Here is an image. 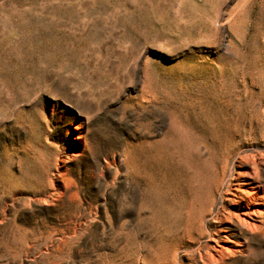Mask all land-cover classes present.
Wrapping results in <instances>:
<instances>
[{"label":"rangeland","instance_id":"1","mask_svg":"<svg viewBox=\"0 0 264 264\" xmlns=\"http://www.w3.org/2000/svg\"><path fill=\"white\" fill-rule=\"evenodd\" d=\"M244 140L264 0H0V264H264L200 222Z\"/></svg>","mask_w":264,"mask_h":264},{"label":"bare ground","instance_id":"2","mask_svg":"<svg viewBox=\"0 0 264 264\" xmlns=\"http://www.w3.org/2000/svg\"><path fill=\"white\" fill-rule=\"evenodd\" d=\"M235 156L238 161L235 164V158L232 159L233 172L228 173L227 167H224L215 186L214 195L217 194L220 199H212L205 212H202L200 221L203 224L205 217L215 211L219 200L221 213L217 212V222L227 225L224 241L231 244H237L236 232L257 229L264 215V147L258 148L244 140L236 149ZM224 186L226 197L221 195ZM246 218L254 221L250 222ZM211 239L216 240L213 235Z\"/></svg>","mask_w":264,"mask_h":264}]
</instances>
